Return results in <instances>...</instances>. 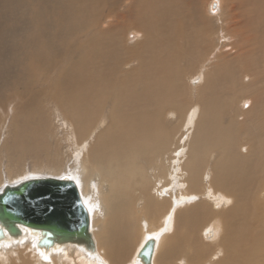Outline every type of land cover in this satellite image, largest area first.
I'll list each match as a JSON object with an SVG mask.
<instances>
[{"label": "bare ground", "instance_id": "obj_1", "mask_svg": "<svg viewBox=\"0 0 264 264\" xmlns=\"http://www.w3.org/2000/svg\"><path fill=\"white\" fill-rule=\"evenodd\" d=\"M199 1L0 0V191L69 179L95 244L19 227L0 264H124L139 232L132 264L147 240L151 264H264V0Z\"/></svg>", "mask_w": 264, "mask_h": 264}, {"label": "water", "instance_id": "obj_2", "mask_svg": "<svg viewBox=\"0 0 264 264\" xmlns=\"http://www.w3.org/2000/svg\"><path fill=\"white\" fill-rule=\"evenodd\" d=\"M19 227L37 239L38 249L71 246L95 253L90 217L82 204L77 186L67 178H29L0 191V240L4 231L17 238ZM153 240L138 253L140 264H151Z\"/></svg>", "mask_w": 264, "mask_h": 264}, {"label": "rangeland", "instance_id": "obj_3", "mask_svg": "<svg viewBox=\"0 0 264 264\" xmlns=\"http://www.w3.org/2000/svg\"><path fill=\"white\" fill-rule=\"evenodd\" d=\"M210 0H201V1H199L198 2V4L199 3H201V4H199V8H201L202 10V12L204 11V15H205V17L204 18H208L209 20H212L210 17H208V15H207V7H208V5L210 4V2H209ZM222 1V14L218 17V19L220 20L221 18H223L226 14H228L227 15V17H229L230 16V14L231 13H248V12H246V7L249 5V2L250 1H247V0H221ZM207 5V6H206ZM243 5V6H242ZM244 5H247V6H245L244 7ZM234 6H236V8L234 7V9H233V7ZM232 8V9H231ZM242 8V9H241ZM244 8V9H243ZM236 9V10H235ZM200 10V9H199ZM215 11V10H214ZM200 12V11H199ZM201 14H203V13H201ZM26 20H27V18H26ZM225 22L227 23L228 22V19H225ZM182 30V28H178V31H181ZM25 31H27V26H26V28H25ZM257 31V30H256ZM6 39L8 42H10V35L9 34H5L1 39ZM29 38H30V40H28V39H26L25 40V44L23 45V47H26V48H28L29 49V51L28 52H31V51H33V49L35 48V46H36V44H37V38H36V36L34 35V34H30L29 35ZM259 38V41H261L260 40V37H258ZM262 46H263V42H262ZM261 46V47H262ZM22 47V48H23ZM180 47V46H179ZM260 52V51H259ZM27 54V53H26ZM24 66V65H23ZM26 68H27V66H26ZM184 68V64H182L181 66H180V69L182 70ZM25 79L26 78H19L18 79V81H17V83H15L14 84V87H13V89L12 90H8V91H5L4 92V94H6V95H8L9 93H11V91H12V93H11V100L13 101V100H23V98L21 97V92L23 91V87L25 86V87H27V80H26V82H25ZM46 100H48L49 102L50 101H52V99H51V97H48V98H46V99H44V101H46ZM0 101H1V99H0ZM1 106H3V107H7V108H10V106H8V105H5L3 102L1 103L0 102V109H1ZM0 112H1V110H0ZM58 112H59V110H58ZM59 114V113H58ZM32 116L33 117H35V118H38V119H43V118H46L47 117V115H46V113H45V111H44V108H42V103H40L39 105H38V108L36 109V110H34L33 111V113H32ZM22 120H23V128L24 129H27V110H24L23 111V114H22ZM31 128H38V127H42V125L41 124H37V125H34V126H32V125H30V124H28ZM45 127H49L48 125H45ZM23 139L24 140H27V136H25V137H23ZM37 177H49V176H37ZM142 235H143V233L142 232H139V234H138V236H137V239H136V242H135V244L133 245V247L131 248V253H129V255H128V258L129 259H125V260H123V262H124V264H132L133 263V259H134V256L136 255V249H137V247H136V245H137V243H139L140 242V240H141V237H142ZM182 235V234H181ZM181 235H179V236H177L178 238H180L181 237ZM144 240V238H142V240H141V242ZM172 247V246H171ZM170 247V248H171ZM134 255V256H133ZM28 256V255H27ZM72 256V257H71ZM71 256H67V257H64L63 258V260L64 259H66V260H69L70 259V261L71 262H73V264H78L79 263V260H78V255H71ZM29 257V256H28ZM27 257V259H26V262H29V263H26V264H33L34 263V261H31L29 258ZM59 263H60V261H58ZM57 262V263H58ZM58 263V264H59ZM61 264H62V262H61ZM159 264H178L177 263V261H175V260H170L169 262H160Z\"/></svg>", "mask_w": 264, "mask_h": 264}]
</instances>
